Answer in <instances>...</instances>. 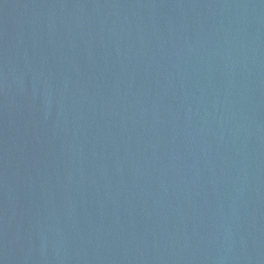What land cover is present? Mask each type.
Here are the masks:
<instances>
[{
	"label": "water",
	"instance_id": "1",
	"mask_svg": "<svg viewBox=\"0 0 264 264\" xmlns=\"http://www.w3.org/2000/svg\"><path fill=\"white\" fill-rule=\"evenodd\" d=\"M0 264H264V0H0Z\"/></svg>",
	"mask_w": 264,
	"mask_h": 264
}]
</instances>
